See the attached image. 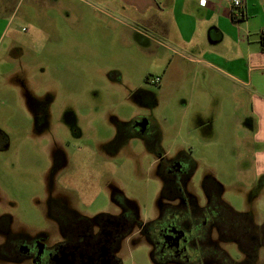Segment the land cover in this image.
<instances>
[{
    "label": "rangeland",
    "instance_id": "1",
    "mask_svg": "<svg viewBox=\"0 0 264 264\" xmlns=\"http://www.w3.org/2000/svg\"><path fill=\"white\" fill-rule=\"evenodd\" d=\"M122 1L0 0V213L13 214L30 230L50 228L42 216V182L49 176L46 156L59 145L71 155V164L62 171L65 184L55 190L71 194L81 212L93 217L112 210L115 187L138 204L143 220L156 217L164 185L155 172L154 153L138 138L118 152L112 143L117 130L113 118L127 121L151 109L162 132L163 152L168 157L188 154L196 162L186 190L204 204L202 182L211 175L223 184L225 201L264 223V187L256 189L249 157L255 125L249 104L234 120L215 102L206 103L189 74L190 64L172 51L178 52L177 46L147 28L141 20L145 15ZM249 2L252 11L236 22L260 44L264 0ZM157 75L164 77L163 84L150 83ZM145 90L153 93L149 101L142 95ZM28 91L36 100L55 102L49 132L46 127L37 130L23 110ZM59 111L63 126H57ZM74 124L80 132L73 131ZM187 149L191 151H183ZM97 163L109 167L106 177L92 176L91 166ZM84 167L89 174L81 177ZM82 179L89 185H75ZM108 180L116 185H105ZM212 237L218 240L215 232ZM221 240L232 259H243L233 242ZM258 255V264H264V246ZM119 257L122 264H156L149 243L139 237L128 239Z\"/></svg>",
    "mask_w": 264,
    "mask_h": 264
},
{
    "label": "flooded vegetation",
    "instance_id": "2",
    "mask_svg": "<svg viewBox=\"0 0 264 264\" xmlns=\"http://www.w3.org/2000/svg\"><path fill=\"white\" fill-rule=\"evenodd\" d=\"M15 71L12 76L17 73ZM142 95L149 101L153 93L145 90ZM27 96V108L23 110H27L28 117L30 114L32 124L37 130L46 127L49 132L51 109L55 102L36 100L29 91ZM59 115V120L54 121L57 126H63L65 123L61 122L60 111ZM113 119L117 128L112 141L117 147L116 152L133 138L142 140L146 150L155 155V172L162 185H173V191L163 195L157 205L158 215L153 219L143 220L138 204L115 187H112L110 196L112 210L93 217L81 212L75 206L71 194L67 196L65 192L55 190V185L65 184L61 182L64 175L62 171L71 164V155L57 145V148L46 156L49 176L47 179L43 177L45 180L42 182V185H45L42 216L50 228L30 230L18 224L13 214L0 213V263L122 264L119 254L127 240L132 237L142 238L149 243L150 256L156 264H241L245 258L243 249L247 251L258 248L257 233L246 231L253 237L250 246L243 245V232L238 230L239 227L232 229L227 227L223 220L218 219L213 206L220 198V190L215 183L206 184L210 186L204 190L207 198L204 204H201L196 196L201 209L191 207L187 199L178 196L179 192L174 186L189 184L193 164L185 155L168 157L163 152L162 132L151 109L127 121ZM71 127L75 128L73 131L80 132L76 124ZM87 168L84 167V172L80 173L81 177L82 174H89L85 173ZM93 169L96 172L95 176L92 175L94 178L104 177L110 172L109 167L103 163L93 164L91 171ZM101 184L104 183L101 181ZM75 185L89 184L82 179ZM105 185L116 184L108 180ZM217 221L223 226L219 227ZM214 232L218 240L212 239ZM221 238H233L230 242L241 251L243 259H232L230 253L220 246ZM258 256L257 254L251 262L244 263L258 264Z\"/></svg>",
    "mask_w": 264,
    "mask_h": 264
},
{
    "label": "crops",
    "instance_id": "3",
    "mask_svg": "<svg viewBox=\"0 0 264 264\" xmlns=\"http://www.w3.org/2000/svg\"><path fill=\"white\" fill-rule=\"evenodd\" d=\"M123 1L145 15L141 20L147 28L177 46L179 51H172L180 53L190 64L189 74L199 84L198 93L206 97V103L215 102L218 110L234 120L249 104L255 116L249 136V157L255 183L261 177L264 179V35L260 34L258 44L236 22L252 11L253 3L244 0L243 6L236 8L233 0H206L205 4L203 0ZM197 67H201V72ZM216 79L218 84H213ZM163 81L161 76L160 83ZM217 92L220 96L214 100ZM205 122L211 127V120ZM239 126L242 129L240 123Z\"/></svg>",
    "mask_w": 264,
    "mask_h": 264
},
{
    "label": "trees",
    "instance_id": "4",
    "mask_svg": "<svg viewBox=\"0 0 264 264\" xmlns=\"http://www.w3.org/2000/svg\"><path fill=\"white\" fill-rule=\"evenodd\" d=\"M242 14L244 17L243 12H242ZM232 17H234V15ZM262 43H264V42L262 41ZM188 150L191 151L190 149L183 150V151H188ZM178 155L184 156V154H178ZM185 156L187 157L188 154H186ZM189 159H191V158H189ZM192 162H193V165L194 164L196 165L195 160H192ZM193 168L194 167H192V171L190 173L189 178H191L192 174L194 173ZM210 182L215 183V186H217L218 189L220 190V198H219V200L214 202V206H213V209H215V213L217 214L218 219L223 220L225 222L226 226L230 227L232 229H234L235 226L239 227L238 230L243 232V234H242V244L243 245H249L250 246V244H251L250 240L253 237V236H251V234H247L246 231H254L255 234L256 233L258 234V236H259V241L257 242L258 248H256L255 250H247V251L243 249L244 257H245L243 260V263L244 262H251L252 258L258 254L259 248L264 246V223H262V224L257 223L254 219L253 213L250 212L249 210L238 211L235 208H233L227 201H225L222 198L223 184L221 182H219L218 180H216V178H214L213 176L207 175L203 179V182H202L203 185L202 186H203L204 190H207V188L210 185H206V184H208ZM255 185H257L256 189H262L264 187L263 177L259 178L257 180V182L255 183ZM174 187L179 192L178 196L179 197L182 196L184 199H187L188 203L190 202L191 207L197 209L201 206V205H199V202H198L196 196L191 194V193L189 194L186 191L185 185H175ZM171 191H173V185H164L162 192H161V195L163 196L166 193H169ZM257 192H258V190H257ZM201 208L202 207H200V209ZM217 222H218L219 227L223 226V225H220V221H217ZM226 240L230 242L233 240V238H228Z\"/></svg>",
    "mask_w": 264,
    "mask_h": 264
},
{
    "label": "built area",
    "instance_id": "5",
    "mask_svg": "<svg viewBox=\"0 0 264 264\" xmlns=\"http://www.w3.org/2000/svg\"><path fill=\"white\" fill-rule=\"evenodd\" d=\"M205 2L206 0H203L202 4H205ZM243 3H244V0H233V4L236 7H242ZM149 81L152 84H157L161 81V77L157 75V76L151 77Z\"/></svg>",
    "mask_w": 264,
    "mask_h": 264
}]
</instances>
